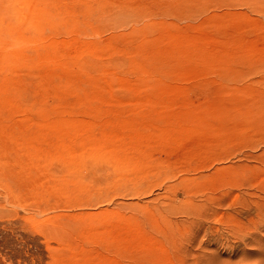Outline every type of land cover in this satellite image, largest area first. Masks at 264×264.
Returning <instances> with one entry per match:
<instances>
[{
	"label": "rangeland",
	"instance_id": "1",
	"mask_svg": "<svg viewBox=\"0 0 264 264\" xmlns=\"http://www.w3.org/2000/svg\"><path fill=\"white\" fill-rule=\"evenodd\" d=\"M3 1L0 264L239 261L264 0Z\"/></svg>",
	"mask_w": 264,
	"mask_h": 264
},
{
	"label": "bare ground",
	"instance_id": "2",
	"mask_svg": "<svg viewBox=\"0 0 264 264\" xmlns=\"http://www.w3.org/2000/svg\"><path fill=\"white\" fill-rule=\"evenodd\" d=\"M4 1H3V3L7 2V0H6V2H4ZM11 2H13V0H11L9 3H11ZM14 9L16 11V8H14ZM10 12H12V10ZM16 12L18 13V11H16ZM16 15H18V14H16ZM261 194H259V195H261ZM256 198L260 199L261 200L260 202H264V197L259 196ZM260 202L259 201H257V202L253 201L252 205L250 204L252 206V208L250 207L252 213L247 216V217H249L248 221L244 222L246 224V226L249 228V230H247L245 232H243L241 230L239 231V233L240 232L243 233L242 234V238H243L242 242L244 244L245 250H247V248H248V250L246 252L245 251L242 252V255H241V258L239 261L232 263L231 261L226 260L224 263L222 262L221 264H241V263L264 264V206L262 204H260ZM242 210H244V209H242ZM241 213H243V212L241 211ZM244 214H245V212H244ZM241 215L243 216V214H241ZM237 232H236V234H237ZM233 234H235V233H233ZM202 258H204V257H202ZM196 259H197V257L194 259L195 262H193L192 264H209V261L207 262V260H206V262H204L203 261L204 259H197V260ZM200 260L202 262H200ZM213 264H215V263H213Z\"/></svg>",
	"mask_w": 264,
	"mask_h": 264
}]
</instances>
